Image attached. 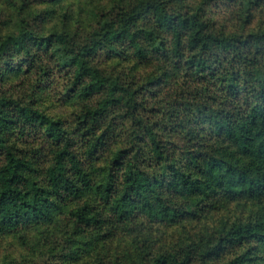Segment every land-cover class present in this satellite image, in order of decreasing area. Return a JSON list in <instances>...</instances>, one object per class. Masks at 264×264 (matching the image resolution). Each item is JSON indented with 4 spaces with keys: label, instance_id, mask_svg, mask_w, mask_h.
Here are the masks:
<instances>
[{
    "label": "trees",
    "instance_id": "16d2710c",
    "mask_svg": "<svg viewBox=\"0 0 264 264\" xmlns=\"http://www.w3.org/2000/svg\"><path fill=\"white\" fill-rule=\"evenodd\" d=\"M0 264H264V0H0Z\"/></svg>",
    "mask_w": 264,
    "mask_h": 264
}]
</instances>
